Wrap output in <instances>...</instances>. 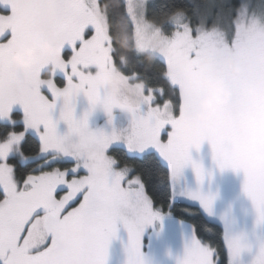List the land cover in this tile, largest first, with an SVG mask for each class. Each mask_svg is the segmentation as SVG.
Masks as SVG:
<instances>
[{
    "label": "snow or ice",
    "instance_id": "1",
    "mask_svg": "<svg viewBox=\"0 0 264 264\" xmlns=\"http://www.w3.org/2000/svg\"><path fill=\"white\" fill-rule=\"evenodd\" d=\"M104 4L105 0H95L97 7ZM148 4L149 0L147 16ZM92 6L93 0H0V264H106L118 221L128 232L127 264H144L142 233L161 218L153 207L158 158L168 162L173 179L191 163L197 180H203V168L192 161L191 148L181 140L184 81L191 84L188 96L194 105L200 96L198 74L208 66L201 45H179L148 68L138 64L136 74L146 81L145 100L139 109L129 110L103 94L108 58L119 61L90 15ZM131 7L134 11L135 3ZM129 9V0H117L108 23L119 16L131 21ZM175 9L186 10L184 24L192 40L201 37L202 26L205 38L215 40L212 29L222 26L221 46L243 67L239 79L229 81L231 102L207 123L188 121L187 127L197 150L207 141L222 170L243 172V192L255 208L257 223L264 222V174L245 167L249 154L260 147L256 137L264 125V66L255 63L264 52V4L241 7L234 14L223 7L214 13L189 14L180 0H153L151 16ZM253 21L261 27L242 34L241 24L248 27ZM164 28L185 32L167 22ZM111 31L109 27V35ZM23 37L54 40L59 50L55 68L41 63L32 72L18 71L11 55ZM81 94L92 110L102 107L109 122L115 108L129 113V129L91 131L89 113L80 119L74 116V101ZM61 100L60 119L68 126L63 135L52 117ZM186 195L211 213V197ZM246 247L239 237L226 239L233 259ZM218 261L211 240L202 243L194 234L178 264ZM252 264H264V244Z\"/></svg>",
    "mask_w": 264,
    "mask_h": 264
},
{
    "label": "trees",
    "instance_id": "2",
    "mask_svg": "<svg viewBox=\"0 0 264 264\" xmlns=\"http://www.w3.org/2000/svg\"><path fill=\"white\" fill-rule=\"evenodd\" d=\"M243 1L244 0H180V3L182 7H185L189 11V14L214 13L221 7L231 9L234 14L236 9L241 8ZM116 3L117 0H105L104 6L100 7L107 19V33L111 52L116 53L115 59L119 61V63H114L111 57L112 65L120 74L141 82L145 88L146 81L136 74L137 66L142 63L145 68L151 67L159 57L137 50L133 26L128 17L119 16L111 24L108 23V17L112 13ZM152 3L153 0H149V15H145V18L149 23L155 26L162 35H173L174 33L165 30L164 24L167 22L181 27L184 24L186 10L175 9L165 16H151ZM109 27L112 29L111 35H109L108 32ZM202 29L204 30V28ZM251 29L252 27L249 26L246 30L250 31ZM246 30L243 28V32L241 33H247ZM240 31L242 30L240 29ZM212 32L215 33L217 42L222 45V26L213 28ZM218 47L220 51L216 53L210 51L208 57L204 56L208 61V66L205 71L198 74L197 83L200 88V96L194 105L191 104L188 96L191 84L187 80L184 81L186 107L182 141L187 143L191 148L190 156L192 161L198 163L204 170L203 180H197L192 164L189 163L187 165L189 189L190 192H199L203 196L212 198L211 213L205 211L198 200L190 199L192 202H183L174 198V179L171 176L170 165L167 161V163H165L160 158H158L159 167L154 180L153 207L161 214H171L177 223L181 225L182 229L186 230L185 240L187 245L190 244L194 234L199 237L202 243L210 239L211 243L218 249V264H252L257 253L254 251L253 247V238L245 199L236 181L234 170L231 168L222 170L216 164L213 159L211 145L207 141L203 142L200 149L197 150L195 144L192 143V136L187 127L188 121L207 123L215 116L221 107L229 104L233 95L232 89L229 86V81L239 79L243 72V67L236 56L230 50H227L226 46ZM213 48L216 47L213 46ZM58 51L59 50L54 53L53 59L45 60L44 64L51 65L54 69L58 58ZM36 53H39L37 48ZM42 57L41 55V58ZM231 57L233 59L232 64L237 69L235 74L227 69V63L231 62ZM255 63L264 66V52H260L255 57ZM216 83H218L220 89L227 91L229 97L228 102L219 106L211 117L197 115L200 112L201 102L209 93L210 86ZM213 91H215V89H213ZM247 91L249 94H252L254 89L249 86ZM62 104V100L57 101L53 109L54 119L57 116L59 123L62 122L60 119V111L63 107ZM74 112L77 113L78 110L76 112L74 108ZM77 114H79L77 119L85 115L83 112ZM96 120L97 119L93 117L92 114L88 115L89 129L91 131L103 130L105 132L104 129H100L97 126ZM65 129L66 127L63 123L60 129L61 135L65 134ZM256 142L260 147L252 151L251 154L259 167L260 173L264 174V125H261L259 128ZM208 229H210V232L207 231ZM156 235L158 236V232L151 228L141 237V254L144 264H178L179 259L172 249H169L165 244L158 248L157 239L159 237ZM228 237H239L242 243L247 245L240 256L235 259L231 257L226 248V239ZM127 244V235L118 221L116 225V234L108 245L106 264H127Z\"/></svg>",
    "mask_w": 264,
    "mask_h": 264
},
{
    "label": "rangeland",
    "instance_id": "3",
    "mask_svg": "<svg viewBox=\"0 0 264 264\" xmlns=\"http://www.w3.org/2000/svg\"><path fill=\"white\" fill-rule=\"evenodd\" d=\"M135 3L136 7L133 11L131 5ZM147 0H129L130 4V14L132 16L131 23L133 26L134 37H135V45L139 52H146L153 54L157 57L166 56L179 45H184L188 48H192L197 44L201 45V51L204 56L208 57L210 51L212 53H216L220 51L218 46H221L217 40L209 41L205 38L204 30L201 27V37L197 40H192L190 36L187 35L186 25L183 24L181 27L185 28V32L183 33H174L171 36H164L160 33V31L153 26L151 23L147 21L145 18V5ZM264 4V0H244L241 7L246 8H256L258 5ZM90 15L93 20H95L98 24L101 25L103 29V36L104 39L109 40L108 33H107V19L104 12L101 10L100 7L95 5V0H93V6L90 10ZM249 26L252 28L261 27L257 24V22L253 21ZM248 26V27H249ZM248 27H245L241 24L240 29L243 32V28L246 30ZM248 32V30H246ZM55 42V41H54ZM54 52L51 56H43L39 53H36L34 57V64L33 68L30 72L37 68L38 64H44V61L47 59H53L54 53L58 50L57 44H53ZM216 47V48H213ZM39 51V50H38ZM109 51L111 52V46L109 44ZM233 59L231 57V63ZM170 76L173 79H177V73L175 71H170ZM110 82H115L120 94L118 97L113 98L107 95V89L109 88ZM102 87H103V94L109 100L116 102L117 104H123L129 110H137L139 109L145 100V93H144V86L141 82L135 81L130 79L122 74H120L112 65L111 56L108 58V67L106 72L102 78ZM132 90L135 97L137 98V103L133 104L129 102L128 94L126 90ZM63 102V101H62ZM63 105V104H62ZM74 108L77 113H89L95 117L97 126L100 129H104L105 133H111L113 129L116 130H123L129 129L131 123V115L125 111H122L119 108L113 109L111 115V122H109V116L103 111L102 107L97 106L94 110L91 109L87 98L81 94L79 95L76 100L74 101ZM52 111V117L54 119ZM74 112L75 118L79 117V114ZM163 115V113H161ZM54 121H57V131L60 134V129L65 124V134L68 132L67 124L62 120L59 123L58 117L56 116ZM125 123V124H124ZM181 140H183V132L181 133ZM163 162L167 163L165 160L161 159ZM246 169L249 172L261 174L257 163L254 161L252 154L250 153L245 165ZM234 174L236 177V181L239 184L241 189L242 196L245 199L248 217L250 220V228L253 238V247L254 251L257 253L261 244H264V222L257 223V214L255 208L251 202V200L247 197V195L243 192V182H244V175L242 171L234 170ZM174 198L178 201L183 202H192L189 196L186 193L190 192L189 189V177H188V168L187 165L181 170L179 175L174 179ZM155 210V209H154ZM161 218L159 220H155L151 225L145 227L142 236L145 235L151 228L158 232L159 237L158 241V248L161 245H166L169 249L175 253L178 259H182L186 247L188 246L185 240V229H182L181 225L177 223V221L172 217L171 214L165 213L161 214ZM122 229L128 237L127 229L121 223ZM141 236V237H142ZM253 262V261H252ZM247 264V263H246ZM251 264V263H250Z\"/></svg>",
    "mask_w": 264,
    "mask_h": 264
},
{
    "label": "clouds",
    "instance_id": "4",
    "mask_svg": "<svg viewBox=\"0 0 264 264\" xmlns=\"http://www.w3.org/2000/svg\"><path fill=\"white\" fill-rule=\"evenodd\" d=\"M17 47L22 49L16 54L11 56V63L20 72H30L33 68L34 57L36 55V46L33 41L28 38L22 39ZM54 52V46L47 40H44L39 45V54L42 56H51ZM227 69L231 73L235 74L237 69L231 63H227ZM215 89V91H213ZM129 98V102L136 104L137 98L135 97L132 90H126ZM120 91L115 82H110L109 88L107 89V95L113 98L118 97ZM228 93L218 87V83L212 84L206 98L201 102L200 112L197 115L211 117L215 110L228 102Z\"/></svg>",
    "mask_w": 264,
    "mask_h": 264
},
{
    "label": "flooded vegetation",
    "instance_id": "5",
    "mask_svg": "<svg viewBox=\"0 0 264 264\" xmlns=\"http://www.w3.org/2000/svg\"><path fill=\"white\" fill-rule=\"evenodd\" d=\"M24 38H28L29 40L33 41L34 44H35V46H36V48H37L38 50H39V45H40V43H41L42 41H44V40L49 41L52 45L55 44L54 40H52V39H48V38H43V39H40V40H35V39L29 38V37H23V38H20V39H18V40L16 41V43H15V45H14V51H13L12 55L16 54L18 51H22V50H19V48L17 47V45H18V43H19L22 39H24ZM12 55H11V56H12Z\"/></svg>",
    "mask_w": 264,
    "mask_h": 264
}]
</instances>
